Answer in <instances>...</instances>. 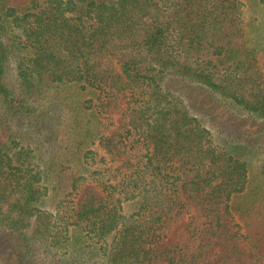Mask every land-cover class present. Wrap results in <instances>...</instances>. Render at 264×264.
Instances as JSON below:
<instances>
[{
    "label": "trees",
    "instance_id": "trees-1",
    "mask_svg": "<svg viewBox=\"0 0 264 264\" xmlns=\"http://www.w3.org/2000/svg\"><path fill=\"white\" fill-rule=\"evenodd\" d=\"M245 2L0 0V264L17 263L6 245L28 264L36 241L62 261L57 250L78 238L75 264H264V243L237 212L246 131L196 112L183 92L198 85L229 116L264 122L257 52L242 48ZM14 55L21 86L92 90L85 109L111 127L100 151L85 150L84 173L61 166L69 191L52 211L46 171L24 150L19 121L42 122L7 78Z\"/></svg>",
    "mask_w": 264,
    "mask_h": 264
},
{
    "label": "rangeland",
    "instance_id": "rangeland-1",
    "mask_svg": "<svg viewBox=\"0 0 264 264\" xmlns=\"http://www.w3.org/2000/svg\"><path fill=\"white\" fill-rule=\"evenodd\" d=\"M16 1L13 0V2ZM245 16V38L242 48L257 52L255 61L261 68L264 78V1L246 0ZM15 58V55L11 58L13 61L8 67L7 78L13 84L14 89L22 94L20 99H25L22 101L30 108V117L39 118L42 122L31 127L28 124L23 125L22 121H19L24 150L30 152L33 159L46 171L51 190L44 207L52 211L64 192L69 191L70 181L63 178L61 166L78 173L79 171L84 173L80 169L85 150L93 148L100 151L97 145L98 136L101 132L107 133L111 127L108 124L103 126L96 116L85 109L86 101L95 97L92 90H83L78 85H54L40 81L36 82L31 90L25 85L21 86L14 69ZM188 86L190 88L182 86L183 92L186 94L187 100H191V104L195 106L196 112H210L219 116L218 119H221V123L234 122L232 127L236 132L246 131L244 135L252 148V152L246 155L250 181L246 196L238 200L237 212L240 219L247 225L248 230L262 244L264 243V122L262 119L250 120L246 115L235 119L233 116H229L230 112H226V107L223 108L217 101L219 95L204 94L203 89L198 85L189 84ZM3 111L4 109L0 105V114ZM223 116L226 118L223 119ZM85 129L86 132L87 129L93 132L90 138L86 137ZM126 210L127 212L134 210V204H126ZM35 229L36 222L31 220L24 232L31 235ZM83 242V238H78L68 244L67 251L57 250L60 252L59 255L65 258L60 261L58 255L46 252L42 243L36 241L34 247L37 248L34 256L25 261L28 264H68L66 260L74 258L79 253L82 255V252L86 251L84 249L78 253V248L83 245ZM85 246L88 247V245ZM2 251L13 261H17L16 264H24L18 257V255L24 254V249L15 252L6 245ZM57 251L54 250L53 253ZM79 260L82 261L81 258ZM98 260H100V256H95L89 264H98ZM71 262L75 264L73 259Z\"/></svg>",
    "mask_w": 264,
    "mask_h": 264
}]
</instances>
